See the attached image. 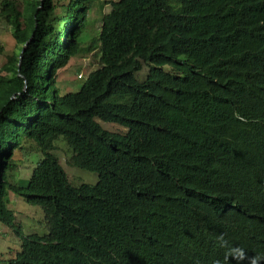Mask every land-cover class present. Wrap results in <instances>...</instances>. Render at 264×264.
<instances>
[{
  "label": "trees",
  "instance_id": "1",
  "mask_svg": "<svg viewBox=\"0 0 264 264\" xmlns=\"http://www.w3.org/2000/svg\"><path fill=\"white\" fill-rule=\"evenodd\" d=\"M97 1L0 0L20 47L0 70V227L22 234L8 264H264V0L111 1L100 66L65 94L57 73L85 51ZM60 138L97 185L70 183ZM34 147L21 184L17 153ZM10 194L43 210L47 235H23Z\"/></svg>",
  "mask_w": 264,
  "mask_h": 264
},
{
  "label": "rangeland",
  "instance_id": "2",
  "mask_svg": "<svg viewBox=\"0 0 264 264\" xmlns=\"http://www.w3.org/2000/svg\"><path fill=\"white\" fill-rule=\"evenodd\" d=\"M16 1L20 4L21 11H24V0ZM111 1L118 0H98L96 2L89 16L86 29L87 32L83 38V48L85 51L77 58L72 59L66 68L59 70L57 73V85L65 94L79 91L90 73L100 66L99 58L96 55V49L90 51V48L94 47V39L99 36L104 16L112 9L110 4ZM62 9L63 8H60L57 12ZM64 15L65 12L63 11L61 16ZM19 51L20 47L17 46L13 38L11 27L0 17V69L6 64L8 57L14 52ZM149 69L150 68H146L144 71L137 74V79L139 81H144L149 74ZM99 122L103 129L113 133L125 134L127 131L117 124ZM54 153L60 159L61 165L67 172L69 181L74 187H80L84 184L91 186L98 184L99 175L97 173L84 171L70 164L74 151L68 140L60 138L56 141ZM42 159L43 154L37 147L29 149L28 151L18 152L15 160V167L13 169L14 180L20 181L21 184L28 183L38 163ZM9 198L12 201L13 209L16 211V222L18 225H21L20 229L24 236L32 234L44 236L48 234L45 215L40 207L31 206L27 204L24 199L14 196L13 194H10ZM21 235L22 234L17 236L12 229H8L5 226L0 227V264H8V261L15 259L18 252L20 253L22 246Z\"/></svg>",
  "mask_w": 264,
  "mask_h": 264
},
{
  "label": "clouds",
  "instance_id": "3",
  "mask_svg": "<svg viewBox=\"0 0 264 264\" xmlns=\"http://www.w3.org/2000/svg\"><path fill=\"white\" fill-rule=\"evenodd\" d=\"M1 70V69H0ZM219 242H220V246L221 247H226L227 242L224 240L223 235L221 234V236L218 238ZM22 250V248H21ZM239 252V256L236 255V252ZM19 253V252H18ZM229 255H232L233 259H243L244 258V252L243 249H230L229 250ZM227 258V257H226ZM216 264H220L219 261L216 262ZM252 264H256V258L252 259Z\"/></svg>",
  "mask_w": 264,
  "mask_h": 264
},
{
  "label": "water",
  "instance_id": "4",
  "mask_svg": "<svg viewBox=\"0 0 264 264\" xmlns=\"http://www.w3.org/2000/svg\"><path fill=\"white\" fill-rule=\"evenodd\" d=\"M31 40H32V39H30V40L25 44V46L23 47V49H22V51H21V55H20V64H21V61L23 60V55H24V53L26 52V49H27V47L29 46Z\"/></svg>",
  "mask_w": 264,
  "mask_h": 264
}]
</instances>
